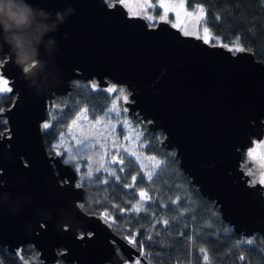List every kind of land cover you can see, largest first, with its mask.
I'll list each match as a JSON object with an SVG mask.
<instances>
[{
	"label": "water",
	"instance_id": "95a60500",
	"mask_svg": "<svg viewBox=\"0 0 264 264\" xmlns=\"http://www.w3.org/2000/svg\"><path fill=\"white\" fill-rule=\"evenodd\" d=\"M34 2L43 9L34 12L38 21L51 26L62 12L66 23L44 38L41 52L58 66L36 87L12 64L7 46L0 50L6 56L0 73L15 95L3 114L8 129L0 133V246L14 253L31 243L43 264L58 258L122 264L139 254L106 220L81 209L84 188L75 185L72 166L46 150L40 123L73 79L125 86L129 114L162 131L161 144L174 150L221 218L235 233L264 240V185L240 166L242 151L264 135V62L245 48L185 35L167 21L149 25L117 2ZM141 263L149 264L144 257Z\"/></svg>",
	"mask_w": 264,
	"mask_h": 264
},
{
	"label": "trees",
	"instance_id": "16d2710c",
	"mask_svg": "<svg viewBox=\"0 0 264 264\" xmlns=\"http://www.w3.org/2000/svg\"><path fill=\"white\" fill-rule=\"evenodd\" d=\"M114 1L118 0L107 2ZM185 5L189 10L196 6L205 9L204 23L221 43H238L264 62L261 0H185ZM157 12L158 9L153 14ZM4 59L5 55L0 54V62ZM112 99L111 92L91 88L89 80H71L69 90L54 95L47 110L46 120L51 121L52 127L42 132L46 149L65 132L77 112L87 109V117L97 119L104 115ZM13 100V94H0V108H8ZM134 122L142 124L143 150L161 158L160 167L149 180L131 157L124 156L123 163L114 166L115 176L92 169V177L87 178V168L82 163L78 179L84 188L81 209L106 220L125 240L135 236L133 247L145 253L149 264H264L262 237L258 233L251 237L235 233L221 218L214 201L203 196L179 167L174 150L169 151L161 144L162 131L149 130L139 118ZM6 129L3 116L0 133ZM245 157L246 149L242 151V158ZM141 192L147 193L149 199L141 200ZM137 206L140 211L135 210ZM0 264L43 263L35 247L26 243L14 253L0 246ZM56 264L72 263L58 258Z\"/></svg>",
	"mask_w": 264,
	"mask_h": 264
},
{
	"label": "rangeland",
	"instance_id": "374dc122",
	"mask_svg": "<svg viewBox=\"0 0 264 264\" xmlns=\"http://www.w3.org/2000/svg\"><path fill=\"white\" fill-rule=\"evenodd\" d=\"M261 1L262 4L264 5V0ZM114 2L119 3V0ZM126 2L133 10L137 12H141V10L137 7V5L145 3V0H126ZM150 2L156 3V0H150ZM166 2L170 4H179L181 0H166ZM196 7L189 10L185 5V9L181 11V15L178 20L173 18L172 12H169L167 22H169L172 26L175 25L174 27L179 29L184 34L185 32H188L190 35L196 37H202L204 35L202 29L204 26H206L204 23V19L200 21L199 24H197L196 20L193 17L185 15V12H193ZM124 8L127 14L129 16H132V13L131 11H129V8L128 7H124ZM156 9H158L156 15L153 14L154 10L152 9H149L147 13L148 15H151L155 18L153 20H148L143 18L144 14L142 12L138 16H141L149 24H155L158 21H162L159 20V16L162 14V10L159 8ZM209 31H210V36L214 37L215 39H210L207 43L223 44L220 42V39L211 32L210 29ZM202 40L205 41L204 39ZM227 47L229 49H232L234 48V45H227ZM3 62H0V64H3ZM89 82H90V87L93 84L97 86L96 88H102L105 90L115 87L116 89H118V92H111L113 94V99L110 106L104 113V115L94 120H90L89 118L87 120H81L79 122L80 127L73 128V133L77 136L78 139H83L84 136H87L88 141H86L85 143L90 142L92 145H94V147L82 152V159L86 160L87 157L91 156L92 159L88 161V163L92 165V169H96L99 166V164L103 162L105 168H107L109 171L115 172L114 166L117 165L118 163L120 164V161H123L124 159L123 157L127 156V157H131L138 164L142 174L146 178H147L146 173L149 171L153 172L154 175L155 172L158 170V168H153L152 165L154 163H159L161 165L162 159L154 154L147 153L143 150L145 146V142L142 139V132H141L142 124H140L139 122L135 123L134 121L137 119V116H133L128 112L126 101L129 99V91L127 90V88L125 86L117 85L113 83H108L107 85L99 86L97 81H95L94 79L89 80ZM125 97L126 100L124 99ZM114 104L116 105L115 112L111 111ZM50 105L51 104H48V108L50 107ZM83 110L84 109H81L79 112H77V114L68 123L65 132L61 134L58 140L51 145V148L46 149L49 150L48 154L50 152V154L54 155L53 150L58 145H60L61 137H63L64 145L60 147V151H63L64 147L72 146L71 136L68 134V129L71 126L72 121L75 120L76 117ZM4 111L5 109L2 112H0V117H3ZM117 113L119 114L117 115ZM97 120H101L103 121V123L93 127V125ZM125 137H131V139H125ZM101 145H103V147H101ZM257 145H264V135L259 140L253 139L252 144L246 149V157L241 161L240 166L250 178L257 175L260 180L261 173L264 172V147L258 148ZM254 148L256 149V155L254 158H250L248 156V153L252 151ZM125 149H127L128 151L125 152ZM133 152L136 153L135 156L131 154ZM113 156H115L116 158L117 161L116 163H110ZM59 157L62 159L63 163H65L64 158L61 156ZM149 158H154V159H149ZM70 165L72 166L77 176V179L75 180V185H80L78 183V179L80 177V171H77L72 164ZM141 165H147V167L143 168L141 167ZM81 168H82V163L80 164V170ZM101 171L109 174L108 171H104V170Z\"/></svg>",
	"mask_w": 264,
	"mask_h": 264
},
{
	"label": "clouds",
	"instance_id": "9594fccd",
	"mask_svg": "<svg viewBox=\"0 0 264 264\" xmlns=\"http://www.w3.org/2000/svg\"><path fill=\"white\" fill-rule=\"evenodd\" d=\"M36 9L43 14V9L34 0H0V29L3 31L0 50L7 46L12 64L21 71L25 81L35 87L42 76L46 77L58 66L50 67V60L44 58L47 54V51L41 52L44 38L59 24L66 23L62 12L56 13L51 26L42 23L34 15ZM64 37L69 38L67 33ZM53 43L54 39L49 41V44ZM45 48L47 50V45Z\"/></svg>",
	"mask_w": 264,
	"mask_h": 264
},
{
	"label": "snow or ice",
	"instance_id": "6c2138e0",
	"mask_svg": "<svg viewBox=\"0 0 264 264\" xmlns=\"http://www.w3.org/2000/svg\"><path fill=\"white\" fill-rule=\"evenodd\" d=\"M119 4L121 6L124 7H128L129 11H131L132 16H138L141 14V12L144 14L145 19L148 20H153L155 19L153 16L148 15V10L152 9L155 10L156 8H159L162 10V14L159 16V20L162 21H167L168 19V15L169 12L173 13V18L174 19H179L180 15H181V11L185 9V0H181V2L179 4H170L167 3L166 0H156V3H151L150 0H145V3L143 4H139L137 5V7L141 10V12H137L135 10H133L126 2V0H119ZM113 7H116V5H112ZM113 15H118L119 14V10L117 12L112 13ZM185 15L193 17L197 24H199L200 21H202L205 17V9L203 7H196L194 9L193 12H185ZM175 26V25H173ZM203 33L204 35L200 38L204 39L205 42H208L210 39H215L214 37L210 36V31L209 29L204 26L203 27ZM188 32H185V35H188ZM224 47H227V45H224ZM230 50H234V51H239V52H243L245 51V49L243 47H241L238 43L234 42V48L230 49ZM0 70H4L3 69V65L0 64ZM92 88H96L97 86L95 84L91 85ZM13 91V89L9 86V80L4 76V75H0V94H8L11 93ZM108 92H118V89H116L115 87L109 88L107 89ZM126 100V97L124 98ZM3 109L0 108V112H2ZM111 111L115 112L116 111V105L114 104ZM126 111V109H125ZM87 109H84L83 111H81V113L76 117L75 120L72 121L71 126L68 129V134L71 136V141H72V146L71 147H64L63 151H60V147L64 145V140L63 137H61L60 139V145H58L56 148H54L53 150V154L54 155H58L64 158V162L66 164H72L77 171H80V164L81 163H85L86 164V168H87V178H91L93 175L92 172V165L90 163H88V161H90L92 159L91 156L87 157L86 160L82 159V152L86 151L92 147H94V145H92L90 142L89 143H85L86 141H88V137L84 136L83 139H78L77 136L73 133V128H78L80 127V121L81 120H87L88 117L86 115ZM119 113H117L118 115ZM103 123V121L101 120H97L95 122V124L93 125V127H95L96 125H99ZM44 130H48L50 127H52V123L51 121L49 122H45L42 125ZM125 139H131V137H125ZM138 139V137H137ZM101 147H103V145H101ZM257 147H264V145H257ZM128 150L125 149V152H127ZM133 156L136 155L135 152L131 153ZM256 155V149L254 148L252 151H250L248 153V156L250 158H254ZM149 159H154V158H149ZM116 158L115 156H113L112 160L110 161V163H116ZM120 163H123V161H120ZM141 167L146 168L147 165H141ZM153 168H159L160 164L159 163H154L152 165ZM101 170L104 171H108L109 175L111 176H115V172L114 171H109L107 168H105L103 162H101L99 164V166L95 169L96 172H100ZM147 175V179L151 180L153 177V172L149 171L146 173ZM117 179H119V177H116ZM133 181H135V177H133ZM259 182L261 184H264V172L261 173V178L259 180ZM104 183H107V181L105 180ZM79 186V185H77ZM140 199L144 200V199H149L147 193L145 192H141L140 193ZM136 211H140V207L137 206ZM105 218H107V213L105 214ZM164 223L166 224L167 221H164ZM129 239V243L135 244V236H131L128 238ZM149 239H151V237H149ZM248 243H252V241H248ZM205 259H207V257L205 256ZM136 264H139V261L136 262Z\"/></svg>",
	"mask_w": 264,
	"mask_h": 264
},
{
	"label": "built area",
	"instance_id": "2783aa9c",
	"mask_svg": "<svg viewBox=\"0 0 264 264\" xmlns=\"http://www.w3.org/2000/svg\"><path fill=\"white\" fill-rule=\"evenodd\" d=\"M126 241L129 243V239H126ZM129 244L134 245L132 243ZM141 257H145V253L142 250H139L138 255L134 256L131 260H125L122 264H136L137 261H139V264H142Z\"/></svg>",
	"mask_w": 264,
	"mask_h": 264
},
{
	"label": "flooded vegetation",
	"instance_id": "af4514ba",
	"mask_svg": "<svg viewBox=\"0 0 264 264\" xmlns=\"http://www.w3.org/2000/svg\"><path fill=\"white\" fill-rule=\"evenodd\" d=\"M9 94H12V93H9ZM14 95V94H13ZM14 98H15V95H14ZM48 110V109H47ZM46 113H47V111H46ZM1 118V117H0ZM46 122V118L40 123V127H41V129H42V132H43V128H42V125L44 124ZM48 152V151H47ZM50 154V153H49ZM81 234V233H80ZM61 250V249H60ZM60 250L58 249V252H60Z\"/></svg>",
	"mask_w": 264,
	"mask_h": 264
}]
</instances>
